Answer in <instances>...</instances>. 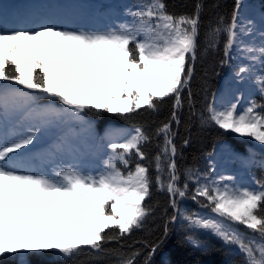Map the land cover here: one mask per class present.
<instances>
[{"label": "snow or ice", "instance_id": "6c2138e0", "mask_svg": "<svg viewBox=\"0 0 264 264\" xmlns=\"http://www.w3.org/2000/svg\"><path fill=\"white\" fill-rule=\"evenodd\" d=\"M241 7L242 0H235L230 21L221 17L206 39L209 47H215L225 37L226 59L221 63L228 62L234 49L239 51L243 61L236 78L254 77V86L264 98V31L259 43L254 42L253 21L241 22ZM201 9L197 3L191 15L177 16L166 10L163 0H147L128 12L129 22L104 31L43 25L0 32V82H9L0 87V256L54 250L71 259L85 248L103 253L106 243L143 225L155 183L169 193L172 207L190 229L236 246L246 264H264V183L241 186L231 177L210 179L189 171L183 187L178 185L171 121L178 122L182 90L194 72ZM256 65L262 70L254 71ZM41 98L64 107H42L37 104ZM167 99H173V112L169 122L156 129L163 143L154 157V177L143 163L147 159L143 146L151 137L140 125L119 137V143L111 142L113 133L107 134L109 155L95 174L75 165L36 173L21 170L17 163L18 151L33 143L37 123L82 120L86 112L128 119L141 110L157 111ZM207 110L208 118L220 128L264 145V103L251 99L243 109L238 102L222 107L210 103ZM10 115L30 121L28 131L9 133L4 125ZM189 182L195 185L191 190ZM189 191L191 199L211 214L179 213L176 198L187 197ZM240 226L253 236L239 232ZM188 240L201 247L193 237ZM113 252L118 264H135L138 254Z\"/></svg>", "mask_w": 264, "mask_h": 264}, {"label": "trees", "instance_id": "16d2710c", "mask_svg": "<svg viewBox=\"0 0 264 264\" xmlns=\"http://www.w3.org/2000/svg\"><path fill=\"white\" fill-rule=\"evenodd\" d=\"M60 0H38L36 6L33 0H0V32L20 30L35 16L40 20L45 12L57 11ZM75 2L88 8L108 26L114 22L118 25L129 22L130 10H134L147 0H66L68 10H72ZM243 8L253 11L258 23V29L264 31V0H242ZM166 10L174 15H191L197 3L202 5L200 12V32L198 38L197 58L194 61V72L189 85L182 90V104L177 110V120L171 121V130L175 134L173 141L176 146L174 157L179 181L183 187L186 174L189 171L207 175L215 179L221 175L216 169H224L228 175L242 176L247 179L249 186L257 187V182L264 183V150L237 137L229 129H222L208 117V105L220 95L224 78L238 81L244 87L250 100L264 103L254 85H244L235 76L237 69L233 62L235 49L227 63L225 60L224 40L221 36L215 47H209L206 35L210 28L217 26L223 17L227 23L231 19L235 8V0H163ZM239 11V10H238ZM65 17V15L63 16ZM258 72L260 65L255 66ZM9 82H0V87ZM16 87H19L18 85ZM55 109L64 106L59 101H49L41 98ZM173 112V99H167L159 105L157 111L141 110L128 119L115 113L86 112L82 120L63 119L51 123H37V131L45 125H51L52 133L58 135L60 143L67 145L70 141L81 143L83 161L64 163L75 165L83 171L93 174L102 170L104 160L109 155L108 133L114 134L111 142L119 143V136L130 132L135 125L143 126L151 141L143 146L147 159L143 163L151 168V175L155 176L154 157L159 151L158 145L163 143V137L157 138L156 129L163 123L169 122ZM16 125L23 124L20 132L28 129L30 121H19L9 116ZM47 133H42L45 139ZM135 158L133 160L134 166ZM195 185L189 182L190 190ZM171 197L166 190H161L153 183L150 198L146 204L150 214L140 228L134 229L118 241L104 245L105 252L97 253L88 248L79 255L69 259L59 255L54 250L38 253L5 254L0 256V264H118V257L113 250L127 256L138 253L135 264H246V258L236 246L224 244L215 235L202 230L190 229L183 215L177 213L170 203ZM179 213L196 212L209 215L210 209L191 199V191L185 198L177 197ZM176 215V219L172 217ZM242 234L252 237L250 230L240 226ZM191 236L198 240L201 247H194L188 240ZM153 245H157L152 252ZM152 252L151 255L149 253Z\"/></svg>", "mask_w": 264, "mask_h": 264}, {"label": "rangeland", "instance_id": "374dc122", "mask_svg": "<svg viewBox=\"0 0 264 264\" xmlns=\"http://www.w3.org/2000/svg\"><path fill=\"white\" fill-rule=\"evenodd\" d=\"M65 2L66 0H60L57 5V11L45 12L40 20H38L34 14V16L30 18L29 23L23 26L22 29H37L40 26L48 25L54 26L58 29L104 31L118 25L117 22H114L111 26H108L105 20H101L99 17L95 16L91 10L75 2L72 3L73 11L68 10ZM37 3L38 0H33L34 6H36ZM239 14L241 17V22L246 23L248 20L253 21V27L256 30L253 40L256 43H259V36L261 32L258 29V23L254 18L253 11H249L248 9L245 10L243 7H241L239 9ZM64 15L65 17H63ZM242 61L243 58L241 57L239 51L235 50L233 62L236 64V66H238L242 63ZM254 71L258 72V69L255 67ZM254 79V77H251L242 81L244 85H254ZM237 98H239V100ZM249 100L250 97L248 93L244 87L239 85L238 81L224 78L221 84L220 95L215 98L213 103L217 107H222L238 102L240 109H243ZM37 104L42 107L50 106V104L45 101H37ZM22 125L23 124L16 125L10 119H7L4 127L7 128L9 133H11L12 131L20 132ZM50 128L51 125L44 124L39 131H36L33 143L18 151L16 154L17 163L21 170L50 174L52 173L53 169L62 166L64 163H77L83 161V157L80 155L83 150L81 143L70 141L67 145H63L60 143L59 137L56 135L57 133H52ZM231 132L237 137L264 150V145H261L253 138L241 136L240 134L233 131ZM42 133L48 134V136L43 140L41 139ZM121 136H123V134L119 137ZM119 142H121L120 139ZM216 172L223 177L233 178L232 182L234 184L249 186L247 179L242 176H229L228 173H226L225 170L221 168L216 169Z\"/></svg>", "mask_w": 264, "mask_h": 264}]
</instances>
